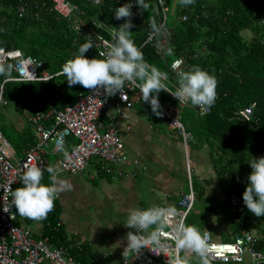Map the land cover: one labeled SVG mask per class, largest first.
Segmentation results:
<instances>
[{
	"label": "trees",
	"instance_id": "trees-1",
	"mask_svg": "<svg viewBox=\"0 0 264 264\" xmlns=\"http://www.w3.org/2000/svg\"><path fill=\"white\" fill-rule=\"evenodd\" d=\"M67 1L76 6L70 17L60 14L53 0H0V47L9 51L19 49L24 57L32 56L41 62L40 70L44 68L53 75L48 80L13 79V82H6L5 77L0 76L6 100L2 106L14 101L22 111H48L52 107L64 108L74 103L78 94L89 92L80 84L69 86L66 77L60 74L63 65L89 41L93 48L85 55L102 59L99 54L104 46L97 45L99 37L113 40L110 31H103L93 21L104 20L116 30L125 20L115 18V9L125 3L136 4V0ZM145 3L150 5L147 10L141 11L137 4L131 9V37L147 63L168 73L172 90L178 86V72L168 69L154 43H145L151 32L150 20L155 18L161 24L165 5L168 7L166 24L172 32L163 29L155 40L161 42L170 32L168 38L175 48L169 61L181 54L189 67L199 65L216 77L215 103L209 113L196 115L192 132L211 147L212 160L228 194L237 190L243 199L251 173L248 161L264 156V0H194L187 6H181L179 0H164V5L160 0H145ZM21 4L26 5L23 13L19 10ZM172 7L173 13L170 12ZM245 30L251 33L250 38L244 35ZM16 61L12 58L5 61L13 65V78L18 75ZM250 105H253L252 115L243 116L241 111ZM107 116L101 120H110ZM32 127L31 130L22 129L18 140L7 138L21 159L27 148L39 142ZM77 143L74 136H69L64 147L70 153ZM191 179L193 183L192 176ZM42 182L48 184L49 180L44 177ZM54 203V209L44 219L41 237H49L56 245L70 246L60 222L57 198ZM244 206L242 214L246 227L252 231L259 228L264 236V227L260 225L264 223V216L257 217ZM235 224L239 231L240 224L237 221ZM258 247L264 251V238L259 240ZM70 250L81 264H97L86 248L74 245Z\"/></svg>",
	"mask_w": 264,
	"mask_h": 264
},
{
	"label": "crops",
	"instance_id": "crops-1",
	"mask_svg": "<svg viewBox=\"0 0 264 264\" xmlns=\"http://www.w3.org/2000/svg\"><path fill=\"white\" fill-rule=\"evenodd\" d=\"M139 98V103L133 107H123L124 115H117L115 110H111L107 116V119L115 116L113 121L122 135L129 159L125 163L112 167L94 157L85 172L73 174L61 169L65 158L63 152L48 148L51 144L41 150L42 157L47 160L45 179L49 180L46 168L51 165L59 168L60 178L72 185L70 191L57 197L60 222L70 241L69 247L86 248L97 264H124L129 258V255L124 257L123 251L127 245V232L135 230L124 225L130 207L175 204L183 192L190 190L191 185L195 202L186 225H194L201 234L209 230L215 241L228 242L238 232L235 224L237 217L245 220L243 214H232L228 202L232 192L228 194V189L220 180L212 160L211 147L204 139L194 135L193 125L186 126L191 135L185 139L169 128L167 120L157 117L150 103H145L141 95ZM21 128L25 129L23 123ZM65 149L69 153L68 148ZM135 159H138V164L133 162ZM189 175L193 177L192 184ZM28 223L36 237L40 238L44 219H29ZM253 231L259 243L264 238L263 233L259 228L260 234ZM117 241H122L119 246H116ZM258 243L257 248L264 253ZM105 252L106 256H100ZM225 264H254V261L248 256L244 263Z\"/></svg>",
	"mask_w": 264,
	"mask_h": 264
},
{
	"label": "built area",
	"instance_id": "built-area-1",
	"mask_svg": "<svg viewBox=\"0 0 264 264\" xmlns=\"http://www.w3.org/2000/svg\"><path fill=\"white\" fill-rule=\"evenodd\" d=\"M93 1L96 3V0ZM53 2L55 9L65 17H70L73 8H76L67 0H53ZM160 2L164 5V0H160ZM131 3L133 7H136L134 2ZM25 8L26 5L21 4L19 7L20 13H23ZM163 9L165 18L161 24L164 25V30L170 31L166 24L168 7L165 5ZM93 22L101 26L103 31H110L111 33L114 31L104 20ZM170 32H168V36H170ZM150 34L151 32L145 43H154L157 49L159 48L170 71L179 72L189 67L185 57L181 54L174 57L171 62L169 61L168 57L174 55L175 47L171 45L172 43H170L167 35L163 34L164 36L160 42V39L155 40L158 35L150 40ZM106 42L112 43L108 39L99 37L97 45L102 44L104 46L103 52L107 51ZM0 58L5 61L9 58L17 60L15 70L18 75L13 78L14 80H28L24 76V73L28 71L33 74L31 81L48 80L53 76L47 70H40L41 62L36 58L32 56L24 57L19 49L9 51L0 47ZM137 83L138 81L135 83L125 82L123 92L127 94V100H122L119 92L113 96H106L103 89H100L99 95L90 90L87 93L78 94L76 101L64 108L52 107L48 111L33 112L29 116V122L34 126L39 136V142L35 146L26 149L23 159L17 156L15 147L0 130V264H81L74 254L70 253L68 245L57 246L47 236L40 238L35 236L33 227L28 223V218L19 215L16 212L15 205H12L11 190H14L17 185L22 186L20 177L23 175V165L28 162L29 157H31L32 163L44 169L47 160L41 155L43 146L51 144L53 150L58 151V143L62 142L65 146L69 136H74L78 143L69 153L70 158H64L61 162V169L65 172L73 174L85 172L90 160L94 157L100 158L105 164L107 163L112 167L129 160L124 150L125 144L122 135L113 121L115 116L106 122L101 118L107 116L110 110H115L117 115H124V106L133 107L139 101L141 95L139 88L136 86ZM169 89L172 90L170 87ZM171 96L173 100L160 102L163 111L160 118L167 120L170 129L175 130L187 139L191 134L181 121V107L192 106L199 114L209 113L211 107L202 111L199 107L191 105L190 102L181 103L173 95ZM5 101L2 89V92H0V105ZM241 113L245 117L251 116L253 105L246 107ZM133 162L139 163L138 159L133 160ZM189 178L190 184H192L191 175H189ZM194 202L195 192L191 185L190 190L183 192L177 203L161 207H174L177 212L174 219L182 220L186 224ZM229 202L233 215H241L244 212L243 199L237 190L229 195ZM4 209H7V211ZM236 221L240 224L241 229L232 241H215L209 230L203 233H207L208 242L215 253L211 263H244L249 256L254 264H264V253L257 248L258 238L256 234L246 227V222L243 219L237 217ZM165 231L166 237L164 239L169 247L167 255L171 257L176 254L175 241L172 238L171 231L168 229ZM106 255L107 252L100 256ZM128 255L129 258L124 264H166L168 260V257L163 253L157 255L148 248H144L137 256L135 253H129Z\"/></svg>",
	"mask_w": 264,
	"mask_h": 264
},
{
	"label": "clouds",
	"instance_id": "clouds-1",
	"mask_svg": "<svg viewBox=\"0 0 264 264\" xmlns=\"http://www.w3.org/2000/svg\"><path fill=\"white\" fill-rule=\"evenodd\" d=\"M100 0H96L99 3ZM194 3V0H179L181 6ZM141 11L147 10L150 5L145 0H136ZM132 3H125L115 9V18L124 19L116 30L111 33L113 42L107 43V51L99 55L102 59L88 58L85 53L93 48L91 41L82 44L73 58L68 59L62 67L61 75L66 77L69 86L76 84L100 94L104 90L106 96L121 93V99L127 100L123 92L125 82L136 84L145 103H150L152 112L160 117L163 115L158 95L163 91L169 92L181 103H189L199 107L202 111L212 107L217 96L218 81L213 74L192 65L186 70L177 73V87L175 91L164 83L168 80V73L144 60L143 52L131 37L133 27L131 17ZM151 34L149 39L159 35L164 25L158 24L155 18L150 20ZM13 65L0 58V76L6 82H13ZM26 79L31 80L33 74L24 73ZM3 85H0L2 92ZM57 150L63 152L65 158H70L62 142L58 143ZM251 173L248 176V185L243 192V202L247 209L255 216H264V156L252 158L248 161ZM23 175L20 177L22 186L11 190L12 205H15L19 215L32 220L40 221L47 217L54 209L55 200L60 193L70 191V181L60 178V169L54 166L46 168L49 174V183H43L44 171L37 164L28 162L23 165ZM7 211V209H4ZM176 209L172 206L157 205L148 208L130 207L127 213L125 227L135 229L126 234L127 245L123 255L129 253L139 255L144 248L151 249L155 254L163 253L168 257L166 264H211L215 255L209 244L207 233L201 234L194 225H186L182 220H175ZM166 229L171 231L175 241L176 254L168 256L169 247L165 242ZM122 241H117L119 246ZM183 252L184 255H180Z\"/></svg>",
	"mask_w": 264,
	"mask_h": 264
},
{
	"label": "rangeland",
	"instance_id": "rangeland-1",
	"mask_svg": "<svg viewBox=\"0 0 264 264\" xmlns=\"http://www.w3.org/2000/svg\"><path fill=\"white\" fill-rule=\"evenodd\" d=\"M171 13L174 12V8L172 7L170 10ZM244 35L248 38L251 37V33H249L247 30L243 31ZM43 71H46V69L43 68ZM139 83V81H138ZM166 85H168L171 89L174 90V87L172 86L171 82L166 80L164 81ZM171 96L168 92L161 91L158 95V99L161 102H165L170 99ZM77 99V98H76ZM32 112L28 110L22 111L17 105L16 102L10 101V103L6 106L0 105V130L3 132L6 138L8 139H16L20 138L22 136V133L20 131L22 130L21 126L22 123L24 124V127L26 129L31 130V123L29 122V116ZM197 111L195 108H183L181 107V121L185 124V126H192L195 125V117L197 115ZM34 129V127H32ZM35 130V129H34ZM76 139V138H75ZM77 140V139H76ZM52 149L51 147H48ZM228 202H229V196H228ZM230 204V202H229ZM261 227H264V223H260ZM258 232V231H257ZM260 234V232H258ZM181 255H184L183 252H181Z\"/></svg>",
	"mask_w": 264,
	"mask_h": 264
}]
</instances>
